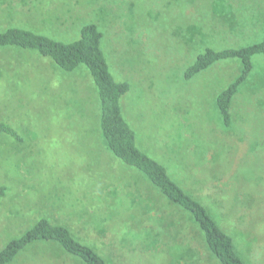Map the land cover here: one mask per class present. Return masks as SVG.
I'll return each mask as SVG.
<instances>
[{
	"label": "rangeland",
	"instance_id": "rangeland-1",
	"mask_svg": "<svg viewBox=\"0 0 264 264\" xmlns=\"http://www.w3.org/2000/svg\"><path fill=\"white\" fill-rule=\"evenodd\" d=\"M261 19L264 0H0V32L19 28L67 43L84 25L98 26L111 75L130 86L120 105L137 147L176 170L222 228L224 218L233 225L224 229L242 238L236 249L245 264H264V56L252 58L254 71L238 87L227 128L216 99L240 74L239 61L216 62L191 79L184 73L206 48L261 40ZM0 122L22 139L0 135V250L46 218L110 264H216L194 242L197 253L177 256L168 237L150 243L137 235L127 246L112 230L99 200L120 194L124 179L141 190L144 176L108 152L84 66L66 73L34 52L0 49ZM114 199L108 218L123 219L125 200ZM151 215L159 217L156 227H142L174 223L175 231L183 219L162 206ZM163 248L167 255H157ZM42 250L31 248L12 264H48L52 256Z\"/></svg>",
	"mask_w": 264,
	"mask_h": 264
},
{
	"label": "trees",
	"instance_id": "trees-1",
	"mask_svg": "<svg viewBox=\"0 0 264 264\" xmlns=\"http://www.w3.org/2000/svg\"><path fill=\"white\" fill-rule=\"evenodd\" d=\"M102 37L103 34L98 26L93 23L84 25L79 31V37L67 43L29 30L9 28L0 32V49L14 47L21 51L34 52L38 56L49 58L66 73L74 72L79 66H84L88 71L98 94L100 136L103 138L108 152L126 167L135 169L144 176L141 178V190H136L134 182L124 179L123 190L120 194H108L106 198L99 200L100 202L104 201L103 214L107 216L112 230L121 238L122 244L123 242L127 246L132 244L136 241L137 235L150 243L162 239V237H168L174 242L169 250H172L175 255L180 252L179 256L185 252L197 253L190 243L194 242L196 247L201 251L205 250L207 257H211L216 264H245L236 249V240L242 238L239 235L234 236L224 229V227L231 229L233 225H230L224 218L222 225L225 226L223 225L222 228L208 209L193 198L180 184L177 173H175L176 170L168 172L164 165L150 158L137 147L136 135L125 121L120 105L122 97L130 90V86L127 82L114 80L111 75L102 50ZM258 55L264 56V35L259 42L237 49L214 50L206 48L185 70V79H191L216 62L239 61L240 74L216 99L218 111L226 128L231 125L232 100L238 87L251 76L253 72L252 58ZM1 134L14 137L16 141L22 142L20 136L4 122H0ZM117 181L121 182L120 179ZM97 184L103 183L98 180ZM143 189L146 191L145 193L142 192ZM5 192L6 187L0 186V199L4 197ZM97 192L101 194V191ZM112 195L115 197V202L118 198L125 200L123 219L115 218L114 220V217H110L113 219L112 221L108 218L111 206L115 207V203H110ZM149 196L153 197L152 201L147 199ZM131 201L133 202L132 206H127ZM160 206L169 209L174 214L177 211L182 214L183 219H180L182 222L178 223L177 230H169V226L174 223L162 224L159 228H153L156 227L154 226L155 221L159 217L151 215V212ZM145 222L153 227H142L141 224ZM97 228L99 227L97 226ZM188 229L190 231L185 234ZM233 230L236 232L235 228ZM177 241L182 247L185 245L184 249L176 243ZM39 246H42L45 252L48 251L50 257L52 256L48 264H110L108 255H105V258L91 245L75 238L66 226L53 223L46 218L37 220L19 237L8 241L0 250V264H12L20 255ZM134 247L135 245L132 246V248ZM166 251V248H163L157 255H167Z\"/></svg>",
	"mask_w": 264,
	"mask_h": 264
},
{
	"label": "crops",
	"instance_id": "crops-1",
	"mask_svg": "<svg viewBox=\"0 0 264 264\" xmlns=\"http://www.w3.org/2000/svg\"><path fill=\"white\" fill-rule=\"evenodd\" d=\"M261 20H263L264 21V19H261ZM263 35H264V26H263V30H262V34L261 35H258L259 37L261 36V37H263ZM262 39V38H261ZM260 41V40H259ZM258 41V42H259ZM256 43V42H255ZM253 71H254V68H253Z\"/></svg>",
	"mask_w": 264,
	"mask_h": 264
}]
</instances>
